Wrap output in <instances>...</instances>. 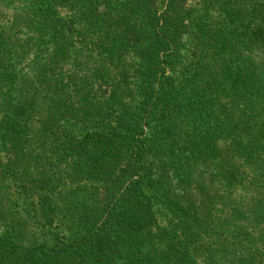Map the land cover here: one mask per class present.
<instances>
[{"label": "trees", "instance_id": "trees-1", "mask_svg": "<svg viewBox=\"0 0 264 264\" xmlns=\"http://www.w3.org/2000/svg\"><path fill=\"white\" fill-rule=\"evenodd\" d=\"M201 2L0 0V264H264V0ZM84 177L22 244L10 196L52 223Z\"/></svg>", "mask_w": 264, "mask_h": 264}, {"label": "rangeland", "instance_id": "rangeland-1", "mask_svg": "<svg viewBox=\"0 0 264 264\" xmlns=\"http://www.w3.org/2000/svg\"><path fill=\"white\" fill-rule=\"evenodd\" d=\"M187 2L188 8L190 7L194 11L193 17L200 18V14H203L201 0H187ZM199 10L200 12H198ZM27 63L25 62L23 66ZM182 64H184L183 61L175 66ZM182 68L183 66L178 67L180 70ZM175 70L177 72V68ZM84 178L85 181L81 183L60 185L61 197L56 194L60 215L56 214L52 223H49L47 216L39 218L34 214L33 209L30 211L29 207L31 206H27L29 202H26L24 197L10 196L17 206L13 210L7 207L2 209L6 215L10 213V218H14V221L11 222L7 220V226L16 229L15 232L18 233L19 240L24 245L34 243L50 245L55 240L72 241L80 234L77 223L80 215L83 212L99 214L107 201V185L104 182L93 181L88 177ZM7 195L9 197V194ZM28 214H31V217ZM3 231L4 228L0 230V235Z\"/></svg>", "mask_w": 264, "mask_h": 264}]
</instances>
